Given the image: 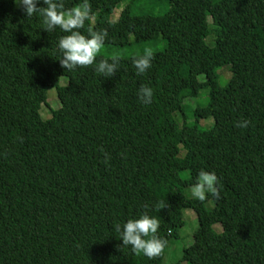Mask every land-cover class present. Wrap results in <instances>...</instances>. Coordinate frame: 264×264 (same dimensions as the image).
<instances>
[{
    "label": "trees",
    "instance_id": "obj_1",
    "mask_svg": "<svg viewBox=\"0 0 264 264\" xmlns=\"http://www.w3.org/2000/svg\"><path fill=\"white\" fill-rule=\"evenodd\" d=\"M121 1L88 0L80 29H106L104 46L142 48L118 54L116 75L105 78L95 65L61 67L66 33H48L39 13L0 0V264H162L183 208L199 225L176 264H264V0H166L162 14H133L128 4L112 21ZM146 47L154 59L138 75L132 58ZM111 56L97 54V63ZM225 65L231 76L221 85ZM142 84L153 90L148 105ZM202 89L207 103L190 106ZM242 120L251 123L236 127ZM202 169L218 176L219 199L186 196ZM145 211L167 240L154 259L121 246L114 230Z\"/></svg>",
    "mask_w": 264,
    "mask_h": 264
},
{
    "label": "clouds",
    "instance_id": "obj_2",
    "mask_svg": "<svg viewBox=\"0 0 264 264\" xmlns=\"http://www.w3.org/2000/svg\"><path fill=\"white\" fill-rule=\"evenodd\" d=\"M39 0H14L19 5L27 17H32L39 13L42 19V29L48 33L59 28L65 35L60 36L58 50L61 53V67L73 70L77 67H91L95 65V71L105 78L116 75L121 56L114 54L111 58H101L97 63V54L104 47L108 32L106 29L94 30L89 27L87 34L80 31L85 22L91 19L92 9L88 0H83L71 8H66L64 0H42V7H38ZM154 51L146 47L143 54L134 56L132 63L137 70V74H143L151 68L154 59ZM137 95L140 101L148 105L152 102L153 90L147 85H141ZM251 122L242 120L236 123V127L246 128ZM107 160V155H106ZM219 178L214 171L201 170L196 182L191 186V194L194 198L204 201L207 195L219 199L220 190L218 188ZM145 209L148 205H144ZM160 227L159 220L150 216L145 211L139 218H130L121 225L116 223L114 230L120 234L123 244L130 246L136 254H143L149 259H154L162 254L167 245V240L158 235Z\"/></svg>",
    "mask_w": 264,
    "mask_h": 264
},
{
    "label": "rangeland",
    "instance_id": "obj_3",
    "mask_svg": "<svg viewBox=\"0 0 264 264\" xmlns=\"http://www.w3.org/2000/svg\"><path fill=\"white\" fill-rule=\"evenodd\" d=\"M132 4V13L133 14H162L167 10V2L166 0H122L114 12L111 15V20L112 21H117L121 11L128 5ZM17 5V4H16ZM19 6V5H17ZM93 22V19H92ZM130 40L133 41L134 37L130 36ZM207 42L210 44L211 41L213 40V35L207 37ZM141 47H119V46H104L101 51L98 54H103V55H114V54H124V55H130L135 52L141 51ZM219 73V83L221 85H225L230 76V66L225 65L222 66L221 68L218 69ZM61 85H67L68 84V78L64 77L61 79ZM208 96H209V90L208 89H202L200 91V94L198 97L195 99L191 100L190 106H197L198 104H203L205 105L208 101ZM48 103L49 105L56 109L60 107L61 103L60 100L57 96L56 89L51 88L48 90ZM178 114V113H177ZM40 115L43 120H47L51 117V111L49 107L46 105H42L40 109ZM192 116V121L190 123L194 122L193 115H189L188 121H190V117ZM178 120L182 122V117L180 114L177 116ZM213 124V118H208V119H203L202 121L199 122V125L202 128H209ZM185 154V151L182 149L181 150V156ZM181 176L183 179L189 178L190 173L189 171H184L181 173ZM191 186L185 188V194L188 197H193L191 194ZM206 206L208 208L213 207V202L208 201ZM182 218L185 222L184 227L181 229L180 236L179 238H172L166 248L165 255L163 257V262L162 264H176L179 260H181L182 255H183V248L185 245L189 244L191 242V237L190 235L193 234V232L198 228V217L196 212L191 209V208H183L181 211ZM213 228L216 231H220L221 225L219 223H216L213 225ZM179 264H187V262L181 261Z\"/></svg>",
    "mask_w": 264,
    "mask_h": 264
}]
</instances>
